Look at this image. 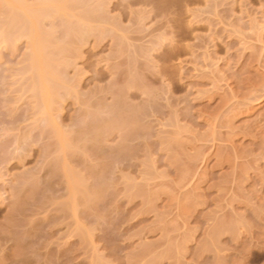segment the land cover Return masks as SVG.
Segmentation results:
<instances>
[{
  "label": "rangeland",
  "instance_id": "obj_1",
  "mask_svg": "<svg viewBox=\"0 0 264 264\" xmlns=\"http://www.w3.org/2000/svg\"><path fill=\"white\" fill-rule=\"evenodd\" d=\"M0 264H264V0H0Z\"/></svg>",
  "mask_w": 264,
  "mask_h": 264
},
{
  "label": "bare ground",
  "instance_id": "obj_2",
  "mask_svg": "<svg viewBox=\"0 0 264 264\" xmlns=\"http://www.w3.org/2000/svg\"><path fill=\"white\" fill-rule=\"evenodd\" d=\"M52 2H53V0H52ZM48 3H49V2H48ZM48 3H47V4H48ZM50 3H51V2H50ZM50 3H49V4H50ZM50 5H52V4H50ZM30 12H31V11H30ZM32 14H33V13H32ZM34 14H35V13H34ZM25 15H26V14H25ZM13 16H14V15H13ZM11 17H12V16H11ZM26 18H27V16H26ZM33 18H34V17H33ZM33 18H32V19H33ZM10 20H11V18H10ZM28 20H29V19H28ZM8 21H9V17H8ZM24 22H25V21H24ZM25 23H26V22H25ZM30 24L32 25L31 22H30ZM30 24H29V25H30ZM7 25H8V23H7ZM14 25H15V24H14ZM31 28H32V27H31ZM31 28H30V30H31ZM3 32H4V31H3ZM2 37H3V36H2ZM42 40H43V39H42ZM42 40H41V41H42ZM42 42H43V41H42ZM42 42H40V43H42ZM31 43H32V46H33V47L38 48V47H37V46L39 45V41H38V40L32 41ZM40 45H42V44H40ZM42 46H43V45H42ZM33 47H32V48H33ZM40 47H41V46H39V48H40ZM41 49H42V48H41ZM32 56H33V55H32ZM33 57H36V55L34 54ZM46 59H47V58H46ZM42 60H43V59H42ZM34 62H35V60H34ZM43 62H44V63H43ZM45 63H46V65H47V62H45V61H41V60L38 59V60H36L35 64H32L31 66H32V67L36 66V69H37V65H39L40 68H38V70H39V69H40V70H43V69H46V68H44V67L46 66ZM48 63H49V62H48ZM51 64H52V63H51ZM47 67H48V65H47ZM34 70H35V69H34ZM47 70H48V69H47ZM47 70H46V71H47ZM39 73H40V72H39ZM44 73H45V72H44ZM47 73H50V72H47ZM47 73H46V74H47ZM37 74H38V73H37ZM40 74H41V73H40ZM42 74H43V72H42ZM42 74H41V77H43ZM48 75H49V74H48ZM37 77L40 78V77H39V74L37 75ZM43 79H44V78H43ZM50 80H51V79H50ZM42 84H43V83H42ZM45 84L47 85V83H45ZM46 85L43 86V87H46ZM47 86H48V85H47ZM50 86H51V85H50ZM43 87H42V88H43ZM43 90H44V89H43ZM44 91H45V90H44ZM42 98H43V97H42ZM44 98H45V97H44Z\"/></svg>",
  "mask_w": 264,
  "mask_h": 264
}]
</instances>
